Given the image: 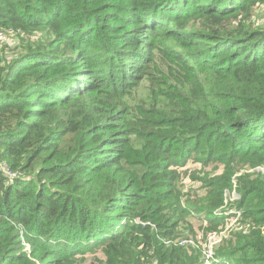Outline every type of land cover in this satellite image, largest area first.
I'll list each match as a JSON object with an SVG mask.
<instances>
[{
	"label": "trees",
	"instance_id": "trees-1",
	"mask_svg": "<svg viewBox=\"0 0 264 264\" xmlns=\"http://www.w3.org/2000/svg\"><path fill=\"white\" fill-rule=\"evenodd\" d=\"M260 6L0 0V30L13 31L0 52V264H203L234 183L251 224L211 264H264V173L232 181L264 168ZM157 50L171 64L132 104ZM189 158L223 171L191 174L200 197L182 191Z\"/></svg>",
	"mask_w": 264,
	"mask_h": 264
},
{
	"label": "rangeland",
	"instance_id": "rangeland-1",
	"mask_svg": "<svg viewBox=\"0 0 264 264\" xmlns=\"http://www.w3.org/2000/svg\"><path fill=\"white\" fill-rule=\"evenodd\" d=\"M257 10H254L253 12V19H254V24H262L264 23V8L262 6L257 7ZM168 45L171 44V42L167 41L166 42ZM162 47V45H160ZM171 64V59L168 55H165L163 53H161L159 50L155 51V59L154 62H152L150 64V66H148V68L146 69L143 77H142V82L141 84L135 89L136 90V94L131 100L132 104H136V103H140V101L138 100L139 97L144 98L145 103H149L150 99L152 98V91L153 89H157V82L156 80L158 78H161L164 76V73L167 71V65ZM158 114L164 119L165 122L169 123L171 118L170 116L162 109L159 108L158 109ZM208 166L202 164L200 161H195L192 160L191 158L187 159V161L185 162L184 165L179 167V171H185L184 174H182L180 176L181 182L184 183L183 189L182 191L184 193L187 192V189L190 188L192 191L195 192V194L200 197L202 196L206 190L204 189V180L203 179H199V178H192L191 174L194 173V175H199L200 177L203 178H209V177H214L216 178L217 176H220L223 174L222 168H219L215 171H207ZM246 170H250L252 172L254 171H260L261 173H264V168L263 167H254V168H242L238 171H235L233 173V178L232 181H235L234 176H237L243 172H246ZM210 172V173H209ZM233 188L230 189L229 188L224 190L225 194H224V201L222 206L218 207L215 210L216 214H221V215H227V217H225L224 222V228L229 224V221H234V222H242L244 224L245 228H249V225L251 223L247 222V221H243V215H242V210L240 208H237L235 205V203L237 202V198L239 197V193L237 192V188L235 183L232 184ZM239 199V198H238ZM231 203H234L235 205H232ZM195 222H193V226H194V234H196V232L198 231L197 237H199L200 235V230H198L199 226H205L207 225L206 221L203 220L204 222L202 224H200L199 222H202L200 216H192V218ZM138 220V219H136ZM223 222V223H224ZM222 223V224H223ZM224 230V229H223ZM221 231L220 233H223L224 231ZM194 234L189 235V237L181 235L179 236L180 238L177 239V243L179 245H185L187 244L189 241H192V237H194ZM195 238V237H194ZM217 239V235L212 234L209 237V244H208V250L207 253L213 251L214 249V243ZM195 241H197L195 239ZM214 257V255H213ZM210 257L207 258L206 255H204V263L205 264H209L210 262ZM203 263V264H204Z\"/></svg>",
	"mask_w": 264,
	"mask_h": 264
},
{
	"label": "built area",
	"instance_id": "built-area-1",
	"mask_svg": "<svg viewBox=\"0 0 264 264\" xmlns=\"http://www.w3.org/2000/svg\"><path fill=\"white\" fill-rule=\"evenodd\" d=\"M12 34H13V31L11 29H9V30H0V52L2 50L3 45L8 41L9 37ZM240 226H243L242 222H234L232 220V221H229V224L224 228L223 231L226 232L229 229L238 228ZM212 234L217 235V239H216V241H215V243L213 245L214 247L220 241V239L222 237V233L217 234L215 232H211V233L208 234L206 242L203 243V249H204L203 253H204V255H206L207 258L210 257V261H209L210 263L209 264H211V259H213V255H214V249H213L212 253L211 252L207 253L208 244H209V237Z\"/></svg>",
	"mask_w": 264,
	"mask_h": 264
},
{
	"label": "crops",
	"instance_id": "crops-1",
	"mask_svg": "<svg viewBox=\"0 0 264 264\" xmlns=\"http://www.w3.org/2000/svg\"><path fill=\"white\" fill-rule=\"evenodd\" d=\"M242 224H243V223H242ZM223 229H224V227H223ZM223 229H222V230H223ZM222 230H220V231H218V232H215V233L219 234ZM234 231H241V232L245 233V232L248 231V228H245V227H244V224H243V226H240V227H238V228L229 229V230H227L226 232H223V233H222V237H221L220 241L216 244V246H217V245H218L223 239H225L226 237H228V236L230 235L231 232H234Z\"/></svg>",
	"mask_w": 264,
	"mask_h": 264
}]
</instances>
